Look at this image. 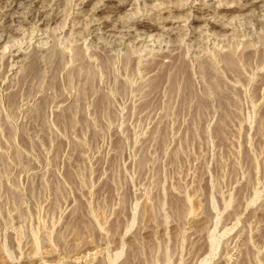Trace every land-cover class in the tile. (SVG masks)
Masks as SVG:
<instances>
[{"label":"rangeland","instance_id":"1","mask_svg":"<svg viewBox=\"0 0 264 264\" xmlns=\"http://www.w3.org/2000/svg\"><path fill=\"white\" fill-rule=\"evenodd\" d=\"M132 255L264 264V0H0V264Z\"/></svg>","mask_w":264,"mask_h":264},{"label":"bare ground","instance_id":"2","mask_svg":"<svg viewBox=\"0 0 264 264\" xmlns=\"http://www.w3.org/2000/svg\"><path fill=\"white\" fill-rule=\"evenodd\" d=\"M240 10H244L243 8L241 9L240 8ZM200 12L201 11H203V13H206L207 14V12H208V8H205V9H200L199 10ZM135 26V25H134ZM11 30V29H10ZM9 30V31H10ZM247 52H248V50H246ZM250 51H251V49H250ZM254 51V50H253ZM246 52V53H247ZM250 53H252V51L250 52ZM258 53V52H257ZM181 66V65H180ZM180 66H178L175 70V74L173 75V77L171 78L172 79V81L170 82V83H172L171 85H173L172 87H174V85H176L177 83H179V81L182 79V77H183V68L182 67H180ZM204 69L202 68V70L200 71V73L203 71ZM205 72H207V71H205ZM209 72V71H208ZM157 73H159V72H157ZM161 73V72H160ZM159 73V76H161V74ZM158 74H156V76H157ZM209 76V75H208ZM205 77V76H204ZM157 78V77H156ZM161 78V77H160ZM163 78V77H162ZM206 78V77H205ZM170 79V80H171ZM158 80H161V79H158ZM167 82H169V81H167ZM180 84V83H179ZM170 85V84H169ZM98 96V95H97ZM101 97V96H100ZM103 99H99V101L98 102H101ZM104 103V101L101 103V105ZM136 259H138V258H136ZM136 259L133 257V255H132V257L126 262V264H137L138 262H140V261H136Z\"/></svg>","mask_w":264,"mask_h":264}]
</instances>
